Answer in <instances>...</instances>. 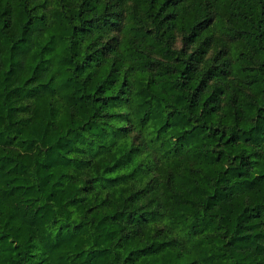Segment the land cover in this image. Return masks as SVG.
<instances>
[{
  "label": "trees",
  "instance_id": "obj_1",
  "mask_svg": "<svg viewBox=\"0 0 264 264\" xmlns=\"http://www.w3.org/2000/svg\"><path fill=\"white\" fill-rule=\"evenodd\" d=\"M0 264H264V0H0Z\"/></svg>",
  "mask_w": 264,
  "mask_h": 264
}]
</instances>
